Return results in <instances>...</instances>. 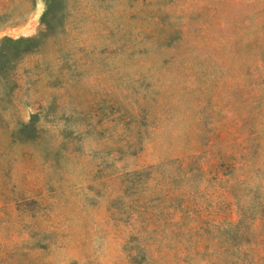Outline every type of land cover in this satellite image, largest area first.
Listing matches in <instances>:
<instances>
[{"label":"rangeland","instance_id":"obj_1","mask_svg":"<svg viewBox=\"0 0 264 264\" xmlns=\"http://www.w3.org/2000/svg\"><path fill=\"white\" fill-rule=\"evenodd\" d=\"M0 264H264V0H0Z\"/></svg>","mask_w":264,"mask_h":264}]
</instances>
